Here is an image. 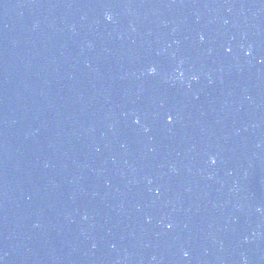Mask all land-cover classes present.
<instances>
[{
  "label": "water",
  "instance_id": "obj_1",
  "mask_svg": "<svg viewBox=\"0 0 264 264\" xmlns=\"http://www.w3.org/2000/svg\"><path fill=\"white\" fill-rule=\"evenodd\" d=\"M0 264H264V0H0Z\"/></svg>",
  "mask_w": 264,
  "mask_h": 264
}]
</instances>
